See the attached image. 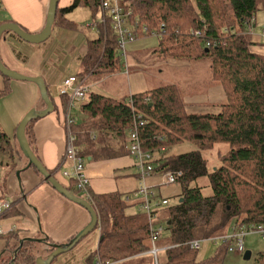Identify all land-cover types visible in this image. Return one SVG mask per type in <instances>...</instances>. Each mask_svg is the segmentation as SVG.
<instances>
[{
	"label": "trees",
	"instance_id": "obj_1",
	"mask_svg": "<svg viewBox=\"0 0 264 264\" xmlns=\"http://www.w3.org/2000/svg\"><path fill=\"white\" fill-rule=\"evenodd\" d=\"M122 2L133 10L128 24L133 28L134 39L151 34L159 39L158 47L147 55L149 58L154 54L156 58L187 59L204 68L206 73L200 84L191 83L187 88L204 90L210 85H219L224 89V100L217 112L190 113L180 80L149 88L147 92L124 94L121 98L91 91V85L86 83L88 74L100 80L120 73L121 65L125 64L122 53L125 45L119 42L111 18L104 15L105 21L97 22L98 36L88 42L87 52L80 60L84 72L74 74L85 78L87 88L85 99L74 107L80 104L78 111L82 119L71 111L74 123L70 130L76 138L75 146L83 158L111 157L115 152L118 155L123 150L130 152L127 138L131 146L136 133L141 147L159 164L154 174L182 172L176 180L182 188L178 202L154 211L158 222L164 223L163 229L169 231L170 248L166 249L163 264H184V260L190 264H224L229 247L236 239L224 242L218 238L228 235L233 226L238 229L264 225V54L252 49L258 43L253 31L257 13L264 12V0ZM78 6L90 8L94 15L100 9V0H73L66 7L58 3L55 24L60 18V24H73L66 14ZM260 36L264 44V29ZM4 79L10 78L4 76ZM8 89V84H4L0 96ZM60 96L64 98L60 106L65 109L68 98ZM56 109L55 105L54 111ZM36 120L27 126L31 144L34 138L30 128ZM0 139L6 141L8 137L0 132ZM115 141L122 144L117 151L113 147ZM185 141L195 143L198 150L175 156L168 154L174 145ZM97 143L103 148H98ZM217 144H225L227 150L218 153L217 166H210L202 152L212 150ZM203 177L212 187L211 195L203 193ZM64 186L82 197L72 179ZM89 194L87 199L99 216L96 228L101 232L97 260L114 264H155L153 255L148 253L150 224L147 214H126L127 203L120 193L95 194L90 188ZM138 217H145L147 223L137 227ZM162 233L163 230L156 244L163 239ZM9 235L13 238L14 233ZM196 239L211 240L219 247L210 257L200 259V249L192 250L186 245ZM12 246L15 252L12 263L13 254L6 249L0 264H36L41 250L49 254L54 250L52 245L46 248L32 240L15 242ZM254 261L264 264V252Z\"/></svg>",
	"mask_w": 264,
	"mask_h": 264
},
{
	"label": "crops",
	"instance_id": "obj_2",
	"mask_svg": "<svg viewBox=\"0 0 264 264\" xmlns=\"http://www.w3.org/2000/svg\"><path fill=\"white\" fill-rule=\"evenodd\" d=\"M49 1L50 0H0V24L13 21L26 27L29 32H39L43 29L46 22ZM72 2L73 0H59V5L60 7H66ZM63 27H65V25L62 23L55 24L53 26L52 34L57 28L61 30ZM8 33L9 32L4 33L0 41V57L2 61L8 68L14 69L25 75L42 76L47 83L49 94L53 97L54 105L57 107L54 112H51L32 123L30 133L31 137L34 138V141L32 144L30 143L31 147L44 166L49 171H52L63 185H67L71 178L65 177L62 172L64 170L72 171L73 162L64 158L68 134L66 127L68 106L66 104L64 106L65 109L60 106L64 98L60 96L59 86L69 75L64 74L59 82L53 83L50 79H54L55 76L46 78V73L42 66L48 64V54L50 53H57L60 60H66L70 65L69 62L71 61L72 50H68L66 45L53 44L44 47L43 52H41L29 47L27 45L29 43H26V41L19 38L16 34L8 35ZM125 59L126 62L124 68H127L126 74L131 75L132 72L130 67L133 66L132 61H134V59H132L131 62H128L127 57ZM67 62L64 63V66L60 65L58 70H64L67 66ZM178 62L179 61H174L171 64L177 65ZM186 63L187 65H184L182 67L183 69L178 71L173 68L176 71L175 77L179 80L188 79L185 76L178 75L184 73L183 70L188 67L190 70L195 69V75L192 78H194L197 84H200L202 76L206 73L205 69L195 66L190 62ZM54 64L56 65V62H54ZM172 67L174 66H168L167 64L166 66H161V68L155 70L153 76L155 78L162 77V75H164L166 71L172 69ZM141 72L142 71H137L136 75H141ZM157 73L161 75H158ZM120 74H122V72L110 75L107 79L112 76L114 78H119ZM88 75L90 76V74ZM92 76L93 75L87 80L91 79ZM12 80L13 79H9L5 81L4 76L0 73V89L3 88L4 84H8L9 89L7 93L14 90ZM102 81H104V79H95V81H91V88L99 85V82ZM195 82H192V84ZM142 87L143 88L139 91L133 90L131 93L142 92L149 89L147 86L146 88H144V86ZM193 91L194 89H191L189 90V93ZM204 91V93L197 91L198 95L194 93L195 98L188 96V101H186L185 98L188 108L200 113L217 112L220 110V103L224 100L225 96L223 87L219 85H210L208 86V89H205ZM30 94L32 96V101L26 106L24 112H22L18 118L14 116L12 120L9 119L7 123L10 125L9 128L1 126L2 122L0 121V132L5 133L8 137V140L5 141V145L0 144L1 148L6 147V152L4 153L5 159L0 160V199L10 197L14 199L12 200L13 208L0 217V226L4 230V233H2L0 237H3L5 240L4 247L0 253V259L6 249H8L7 252L13 254L12 259L15 257V252H12V245H14L15 242L20 243L25 240L36 241L34 239H42L43 241L37 242L42 243L46 248L49 246L51 247L53 244L63 245L68 243L90 221V213L87 209L60 194L51 183L45 181V178L41 173L39 174L35 171L32 166H28L29 161L22 153L16 137L17 127L23 116L30 109L35 108L40 110L45 108L44 101L37 85L34 90L32 89V91H30ZM121 95H124V93L121 92ZM209 104L211 106L207 107ZM96 146L98 148H103L100 143H97ZM113 147L115 148L114 150L117 151L119 148L121 149L122 146L117 142H113ZM3 167H5V171ZM133 167L137 168L134 164V158L130 155L128 150H123L119 155L115 152L111 157H100L95 160L91 157L87 158L85 172L90 180V185L87 194H83V192L81 193L80 191V193L84 195H82V197L88 198L90 196L89 191L91 188L95 194L103 195L120 193L126 200V203H129L130 197H125L124 193L120 192L119 189H123L125 184L131 180L138 181L141 185L142 175L140 174V171L137 173L133 172L135 171ZM153 174L154 173L151 175ZM121 177H124V179H117ZM139 188L140 186L138 189ZM138 189L136 190L137 193L139 192ZM138 194L141 195L140 193ZM141 197L143 196L141 195ZM158 201L159 200H156L153 203V206L157 205ZM161 207L163 206H159L158 208L160 209ZM141 209L142 210L130 215H140V213L147 212L144 206H141ZM147 218L149 220L148 215ZM156 219L157 216L155 217V221L152 222L153 227H163V225L158 222V219ZM19 225L21 229H19ZM10 233H14L13 238H10ZM14 240L15 242L13 243ZM6 245H8L9 248H6ZM98 245L99 240L95 252L88 258V264H94L97 260L96 252ZM203 245L204 243L202 244L201 249L203 248ZM159 250L166 251V248H159ZM54 260H56V258ZM158 261L160 264L161 261L159 256Z\"/></svg>",
	"mask_w": 264,
	"mask_h": 264
},
{
	"label": "rangeland",
	"instance_id": "obj_3",
	"mask_svg": "<svg viewBox=\"0 0 264 264\" xmlns=\"http://www.w3.org/2000/svg\"><path fill=\"white\" fill-rule=\"evenodd\" d=\"M94 15L95 17H93ZM94 15L90 8L78 6L66 14L68 19L71 20L73 24L67 25L61 28V30L57 28L50 38H48L46 41L40 44H32V43L27 44L29 47L37 49L41 52H43L44 47L51 46L53 44L66 45L68 50L69 49L72 50L71 61L69 62L70 65L68 64L66 60H60L59 55L57 53L48 54V59H49L47 61L48 64L42 66V68H44L43 70L46 73L45 75L46 78H51L52 76H55L54 79L53 78L50 79L52 80L53 83L59 82L60 78L64 74H68V75L82 74L84 72L82 67L80 66V59L87 51L88 42L98 36L97 22H103L102 21L103 11L101 9H99V11ZM58 21L60 24V22H62L61 18L60 20L58 19ZM58 21H57V24H58ZM256 24L257 25L253 31L254 32L253 38L258 43L252 49H254L255 51H258L259 53L264 54L263 38L260 36V34L262 33V30L264 29V12L263 11H260L257 13ZM125 27L133 29L130 24H126ZM14 34L15 33L13 32L8 33V35H14ZM132 39H134V37ZM261 39H262V44H261ZM158 45H159V39L154 34L145 35L144 37H138L137 39H134V41H131V40L127 41L125 44V47L122 49V53H123L124 62H126L125 57H127L128 62H131L132 59H134V61H132L133 66L130 67V70L132 72L131 75L126 74L127 68L125 69L124 65L122 64L121 65L122 74H120L119 78H114L112 76L107 79V77H105L103 78L104 81L99 82V85L92 87L91 91L101 92L106 95L121 98L122 97L121 92L129 95L131 94L133 90L139 91L140 89H142L143 88L142 86H144V88H146V86L147 88H154L162 84L172 83L174 81L179 82V79L175 77V72L180 69H183L182 67L184 65H187L186 62H189V61L187 59L182 60L179 58L178 59L156 58L153 56L154 54L149 58L147 55L154 48H157ZM169 60H172V61H169ZM174 61L175 62L179 61L177 64L178 66L171 64ZM54 62H56V65L54 64ZM66 62H67V66L65 67V69L58 70L59 66L60 65L64 66V63ZM166 64L168 66H174V67L166 71V73L162 75V77L160 76L159 78H155L153 76L155 74V70H157L158 68H161V66H164V65L166 66ZM194 70H190L187 67L183 70L184 73L178 74L179 76H185L188 78L185 80H180L179 82V84L183 87V89L185 90L187 94V96L185 97L186 101H188L189 97L191 96H192L191 98H195L194 93L198 95L197 94L198 92H203L205 90V89L200 90L199 88L195 87V90L189 93V89L187 88L186 85H189L190 83L195 82L194 78H192L195 75ZM137 71H142L141 72L142 74L136 75ZM95 79L96 78L92 76V78L86 81V83L90 84V82L93 80L95 81ZM12 83H13L14 90L0 97V121L2 122L1 126H6L7 128L10 127V125L7 124L9 119L12 120L14 116L18 118L20 114L24 112L26 106H28V104L32 101V96L30 94V91H32V89L34 90V88L36 87L35 83L27 81V80H14L13 79ZM79 102L80 101L77 102V105ZM209 106L211 105L209 104L207 107ZM79 107H80V104L78 107L73 108L72 111H73V114L77 115L79 119H82V116H81L82 114L80 113V111H78ZM186 109L190 113H200V112H195L191 110L190 108H188V106H186ZM116 142H119V141H116ZM130 142H131L130 138H127V142H126L127 147H130ZM0 144L5 145L6 142L0 139ZM5 148H1L0 146V160L5 159V154H4L6 152ZM193 150H198V146L193 142L185 141L180 144L174 145L171 149H169L168 154L175 156V155H179V154L193 151ZM226 150H227V146L225 144H217L212 150H204L202 154L205 158L208 159L210 166H217L219 164V161H218L219 154L218 153L219 152L223 153ZM86 161H87V158L85 159V164H86ZM150 161H152L150 162V164L154 168L159 165L155 162L154 158ZM133 168L135 170L133 172L137 173L138 172L137 168L135 167ZM3 169L4 171L6 170L5 167H3ZM167 174L168 173L159 172V173H155L153 175L148 176L146 179L147 186L150 188V191L154 193V196L151 197V200L153 201V203L156 200L167 198L169 201V204L174 205L178 202L182 194V188H181L180 183L178 182L166 183ZM117 179L119 180L124 179V177L117 178ZM201 184H205V187L203 188L204 195H211L212 187L210 185L208 186L209 181L206 177H203ZM139 186L140 184L138 181L131 180L130 182H127L125 184L123 189L121 188L119 189L120 192L124 193L125 197L126 196L130 197V202L127 203V207L125 209V212L128 215L132 213H136L139 210H142L141 206H142L143 197H141V195H139L136 192ZM6 200L9 202H12V200L14 199L10 197V198H6ZM138 218H140V220H136L137 227L140 226L141 223H144V225L145 223H147V221L145 220V217H138ZM148 224H149V220H148ZM162 225L164 226L163 222H162ZM19 229H21L20 225H19ZM229 233L230 235H232V232L229 231ZM100 234L101 232L99 231V229L97 228L94 229L87 236L82 238V240L77 245H75L72 249L58 255L56 257V260H54L52 264H88L89 256H91V254H93L97 248ZM162 236H163V239H161L158 242V247L160 249H165L166 247L170 246L169 231H167L165 227L163 229ZM220 243L222 242L220 241L219 244ZM4 244H5L4 238L0 237V253L2 251V248L4 247ZM244 245H245L246 250H250L252 252L251 259L245 260L242 257V255L239 253L227 252L224 264H255V261H254L255 257H257V255L260 252H264V239L262 238L261 235L257 233L249 232L244 237ZM218 247L219 246L215 244L213 241L207 240L204 242L203 248L198 250V257L200 259L208 258L215 252V250ZM40 253H41V256H44V257L48 256L49 254V252H45L44 250L43 251L41 250ZM7 257L8 255L5 256L4 258L7 259ZM159 258L162 264L166 261V251L165 250H162L159 252ZM179 262L181 263L182 261L179 260ZM179 262L177 261V263ZM184 264H190V261L184 260Z\"/></svg>",
	"mask_w": 264,
	"mask_h": 264
},
{
	"label": "built area",
	"instance_id": "obj_4",
	"mask_svg": "<svg viewBox=\"0 0 264 264\" xmlns=\"http://www.w3.org/2000/svg\"><path fill=\"white\" fill-rule=\"evenodd\" d=\"M100 9L103 11V16L107 15L111 18L113 23V28L117 32L119 36V42L124 47L125 42L127 39L132 40L133 33L130 28L125 27L128 24L129 18L131 14H133V10L127 7L122 0H100ZM105 21V18H103ZM144 31L147 32V28L144 27ZM85 78L79 77V75H69L67 76L59 86V93L67 96L68 102V111L66 114V126H67V144L65 149L64 158L69 159L73 162L72 171L64 170L62 173L65 177L71 178L75 184L76 188L81 191V193H88V187L90 185V180L86 175V164L85 159L80 156L76 146V138L73 136L70 125L74 123V118L71 116L72 109L77 105L78 101L84 100L87 95V88L84 86ZM132 145L129 148L130 154L134 158V164L137 167L138 171L142 175V182L140 188L138 189L139 192L143 196L142 206L147 210V215L149 217V224H150V236H149V250L148 253L152 254L155 258V264H159L158 261V253L160 252L159 248L157 247V239L160 236V232L162 231L163 227H153V221H155L156 213L154 212L156 208L159 206H165L169 204L167 198L161 199L157 202V205L153 206V202L151 197L154 196V193L150 191V188L145 183L146 178L154 173V167L150 164L151 155L144 151L141 147L140 143L138 142L137 134L134 133L132 136ZM137 140V141H134ZM182 175L181 171L178 172H171L167 174L166 183H173L176 182L177 178ZM84 198V197H83ZM87 199V198H85ZM89 201V199H87ZM13 208V203L7 201L6 199H0V217L5 214L6 212L10 211ZM155 214V215H154ZM232 235L230 233L225 235L217 240H222L224 242H228L230 239H236L234 244H231L229 247L230 252H236L242 254L246 251L244 245V237L249 232H254L262 236L264 239V225H252L251 227L247 228L245 226H240L238 229L236 226L232 227ZM4 233L3 228L0 226V235ZM204 240L196 239L191 240L186 243L193 250L201 249ZM173 247V246H172ZM171 247V248H172ZM170 248L166 247V249ZM154 251V253H153ZM156 251V252H155ZM15 257H13L14 259ZM12 259V260H13ZM11 260V263H12ZM95 264H114L111 261H101L97 260Z\"/></svg>",
	"mask_w": 264,
	"mask_h": 264
},
{
	"label": "water",
	"instance_id": "obj_5",
	"mask_svg": "<svg viewBox=\"0 0 264 264\" xmlns=\"http://www.w3.org/2000/svg\"><path fill=\"white\" fill-rule=\"evenodd\" d=\"M59 0H50L49 7L47 11V18L43 29L39 32L32 33L25 30L20 24L10 21L5 22L0 25V41L5 32H13L22 40L32 43V44H40L46 41L53 32V26L55 23L57 10H58ZM0 73L5 77L15 80H27L35 83L40 91V95L44 101L45 108L37 110L35 108L28 111L25 116L20 121L17 131L16 137L20 146V149L24 156L28 159V166H34L45 178V181L51 183V185L62 195H64L69 200L81 205L90 213V221L89 223L80 230L68 243L63 245L61 244H53L54 250L46 257H38L36 259V264H51L53 260L60 254L69 251L75 245H77L82 238L87 236L90 232L96 229L99 223V216L94 208V206L85 198L73 193L69 189H67L57 178L51 173L42 163V161L35 154L34 150L31 147V144L27 137V126L33 119L42 118L49 113L53 112L55 109V105L48 91L47 83L42 76H29L23 73H20L14 69L8 68L0 57ZM182 201V199L180 200ZM36 241H43L42 239H34ZM23 241H21L22 243ZM252 252L250 250H246L243 258L245 260L251 259Z\"/></svg>",
	"mask_w": 264,
	"mask_h": 264
}]
</instances>
